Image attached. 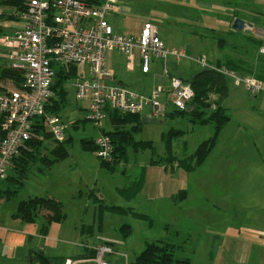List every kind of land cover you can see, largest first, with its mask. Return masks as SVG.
<instances>
[{"label":"rangeland","instance_id":"374dc122","mask_svg":"<svg viewBox=\"0 0 264 264\" xmlns=\"http://www.w3.org/2000/svg\"><path fill=\"white\" fill-rule=\"evenodd\" d=\"M237 16L245 21L243 30L232 28ZM109 21L115 31L132 37L137 36L139 25L144 21L156 25L169 48H183L188 52V58L179 61L168 57L169 66L176 62L177 67L183 71L180 75L182 79H191L202 68L194 61L202 56L212 66L217 61L222 63L229 59L241 67L248 68L254 64L258 69L259 49L264 46V0H124L120 10L115 17H109ZM105 59L117 82L122 81L137 89L160 84V81L154 80L157 76L161 77L158 63H152L151 73L143 76L137 68L127 71L125 55L116 50L108 51ZM237 72L253 74L241 70ZM227 82L228 96L210 92L206 97L208 106L202 109L205 117L215 110L218 100L222 101L226 97L223 106L227 108L226 114L230 120L219 131L209 158L219 171V196L230 201V204L241 203L252 210L254 205L257 208L264 207V94L255 100L241 85H234L230 79ZM0 86L13 87L14 81L6 79L0 82ZM67 90V103L59 115L64 125L65 138H71L69 154L54 168L55 171L40 180L43 184L47 179L64 185L67 195L62 201L67 217L62 223H51L43 239L44 243L51 241L49 255L53 252L58 256L70 254L74 248L77 249L76 245L80 251L110 245L112 252L106 255L109 263L130 264L146 242L167 241L174 229L164 224L172 225L178 221L175 216L166 219L162 210L154 207L159 204L147 202L142 189L135 193L132 184L152 183L156 179L157 173L152 176L151 160L166 157L168 152L178 159L192 154L201 142L212 137L214 124H195L190 122L187 115L160 117L156 123L141 122L140 130L134 134V138L151 141L152 148L129 147L127 161L118 163L113 171H109L100 166V159L93 151L82 146L81 141L91 138L99 127L81 120L84 114L74 98L73 83L67 84ZM172 109L168 107V111ZM76 120L80 121L75 123ZM107 123L104 121L102 126L109 128ZM171 130H181L182 133L172 137L168 151L165 141ZM45 144L50 146L51 139ZM207 164H199L195 174L203 173ZM31 182L26 190L34 186ZM91 189L99 190V201H93L87 195ZM71 192H75L74 196H71ZM100 204L103 207L132 206L134 211L116 213L108 208L100 209ZM10 206V202L0 204V217L10 212ZM4 221L5 227L9 228L11 218L7 217ZM124 223L130 225L129 235L125 239L119 235V227ZM81 225L91 226V231L77 233L74 229H79ZM185 253L190 257L188 252ZM200 253L195 252V264L199 262ZM225 255L228 256L229 251L225 250Z\"/></svg>","mask_w":264,"mask_h":264},{"label":"built area","instance_id":"2783aa9c","mask_svg":"<svg viewBox=\"0 0 264 264\" xmlns=\"http://www.w3.org/2000/svg\"><path fill=\"white\" fill-rule=\"evenodd\" d=\"M123 3L124 0H26L22 10H12L14 31H1L0 58L23 79L18 87H8L0 93V180L30 139L35 119L43 117L46 131L56 141L65 139L60 115L45 110L53 96L57 69L64 74L73 69L67 84L73 83L74 98L84 119L97 128L107 120L109 110L121 114L146 111L148 117L158 119L165 116L169 106L187 109L193 90L179 76L170 75L167 68L169 56L176 61L188 58L186 50L169 48L150 21L141 24L136 37L115 31L109 17H115ZM113 50L124 54L130 65L136 51L142 74L150 71L152 63H158L168 85L154 84L148 92H138L114 81L105 63L106 53ZM259 52L264 55V46ZM194 61L241 85L252 98L264 94V82L253 75L212 66L203 56ZM94 144L97 158H110L109 136L99 133ZM111 252L105 245L95 247L94 264H109L106 255ZM63 264L73 261L66 258Z\"/></svg>","mask_w":264,"mask_h":264},{"label":"crops","instance_id":"0c3cea01","mask_svg":"<svg viewBox=\"0 0 264 264\" xmlns=\"http://www.w3.org/2000/svg\"><path fill=\"white\" fill-rule=\"evenodd\" d=\"M11 21L0 18V28L4 31L7 30L6 32L9 33L13 32L14 23ZM134 55V61L131 65L128 64L127 59L125 61L127 71L139 69L136 51H134ZM2 60L4 59L0 58V61ZM167 68L169 74L173 76L180 77L183 72L177 67L176 62H172L169 66L168 60ZM149 73H151V70L146 74L141 73V75L147 76ZM153 76L156 77L155 74ZM160 76H157L154 80L160 81L161 85L167 86L166 76L161 73ZM113 79L116 81L114 76ZM118 83L138 92H148L152 87L151 85L147 88L141 87L137 89L124 84L122 81H118ZM227 94L228 86L226 97L228 96ZM260 96L254 99L257 100ZM225 98L221 101V105L227 109L223 106ZM140 116L148 117V113H142ZM101 127L104 126L101 124ZM99 130L91 138L94 139L100 133ZM212 151L208 153L202 162V164L208 162L207 166L203 168V173L195 174V170L199 169L198 166L193 169H187L180 165L177 166L176 163L166 166L150 164L153 170L152 176L154 177L157 173L156 179L152 183L143 182L142 185L132 187L135 188V193L140 192L142 189L147 202L159 204L158 207L156 205L154 207L159 211L162 210L166 219L175 216V219L178 220L177 223L172 225L164 224L166 227H173L174 229L172 234L168 236V240L181 245L183 250L190 254L192 264H195L196 251L201 252L198 264H264V207L257 208L254 205V210H249L241 203L233 205L227 199L219 196V171L210 162L211 159L209 158ZM60 162L49 167H45L42 162H36L27 174L23 189L15 197L10 200L0 197V204L6 205L10 202V209L12 210L6 216L1 215L0 217V264H31L29 255L32 251L41 252L51 259L70 258L73 264H94L93 258L89 257L91 248H85L84 251H80L76 244L77 249L74 248L68 255L62 254L58 256L53 252L49 255V250L52 247L51 241L44 243L43 239L46 237L45 235L51 224L42 232L40 223L24 222L14 216L18 202L28 197H52L63 203L62 198L67 195L63 184L58 185L47 179L45 184L40 181L41 178L44 179L46 175H50L52 171H55L54 168ZM30 180H32L31 183L34 186L26 190ZM74 194L75 192H71V196H74ZM92 194L99 198V190L94 191L91 189L87 193L90 198ZM21 195L22 197H20ZM91 199L93 200V198ZM127 208H131L132 212L134 211L132 206ZM64 211L67 217L65 208ZM7 217L11 218L9 228L5 227L4 219ZM85 228L81 225L79 229L75 227L74 230L82 234L86 232ZM109 247L111 248L110 245ZM225 250L229 251L228 256L225 255Z\"/></svg>","mask_w":264,"mask_h":264},{"label":"trees","instance_id":"16d2710c","mask_svg":"<svg viewBox=\"0 0 264 264\" xmlns=\"http://www.w3.org/2000/svg\"><path fill=\"white\" fill-rule=\"evenodd\" d=\"M25 0H0V18L6 20L14 19L12 13H7L6 10H22L25 6ZM235 18H239L238 16ZM242 19V18H241ZM1 27V25H0ZM3 31L0 28V33ZM251 40V39H250ZM209 63V62H208ZM257 65L254 64L246 68V64L241 67L232 60L226 59L225 62H216L215 67H224L225 69L237 72L253 73L256 78L264 82V55L258 54ZM256 69V70H255ZM259 70V71H258ZM239 73V72H237ZM73 74V69L67 74L62 70H56L55 82L52 86L53 96L50 102L46 105L45 110L47 113L59 115V111L66 105V98L68 94L67 81ZM240 74V73H239ZM246 75V74H241ZM14 81L13 87H18L23 79L22 74L10 68L5 60L0 61V82L6 79ZM183 81L190 84L193 90V98L188 103L187 110H174L168 111L164 117H175L187 115L190 122L195 124H206L212 122L214 124V133L212 137L201 142L192 154L182 159H178L171 152L167 153L166 157L157 160H151L150 164L153 165H169L176 163L177 166H183L187 169H193L201 164L211 148L216 144L218 133L221 128L229 121V116L226 114V109L222 107L221 101L215 103V110L208 113L203 117L205 107L208 106L207 95L211 93L226 96L228 78L221 74L219 71L210 68L202 67L196 71L191 79L185 78ZM7 88L0 86V93L7 91ZM81 120H85L82 118ZM109 128H99L101 133L110 137L112 143V151L109 159H100V166L109 171H113L116 165L122 161L126 162L128 159V148L144 149L152 148V142L149 140H135L134 134L140 130L141 116L140 114L126 113L121 114L115 110H109L107 116ZM80 120H76L78 122ZM2 119L0 116V138L3 136L2 132ZM182 133L181 130H171L168 132V139H166V147L170 150V140L176 134ZM164 137V135H163ZM48 139H51L52 146L45 144ZM71 138L67 137L63 141H56L49 132L46 131L43 125V117L37 118L34 121L31 137L25 145L20 149L19 154L13 159L9 173L0 180V197L5 200H10L16 196L24 187V181L27 178L31 167L36 162H42L45 167H49L68 156V147L70 146ZM82 146L87 147L89 150L95 152L96 146L93 138L83 139ZM132 184V186H138ZM93 201L100 199L95 194L91 195ZM108 208L112 212L124 213L132 212L131 208H121L114 206L103 207ZM14 216L21 221L29 223H40L41 231H45L49 224L53 222H62L66 219L64 211V204L52 197L33 196L27 199L20 200L17 204ZM83 227H86L83 225ZM90 231L91 226L85 228ZM130 225L127 223L121 224L119 227L120 236L126 238L129 235ZM93 249V248H92ZM89 250V257L94 258L95 249ZM184 254V255H183ZM65 258L51 259L41 252H30L29 261L31 264H63ZM109 262V261H108ZM112 264V263H109ZM117 264H126L119 262ZM130 264H192L191 258L185 253L182 246L174 241L156 240L146 242L144 248L135 257V260Z\"/></svg>","mask_w":264,"mask_h":264},{"label":"water","instance_id":"95a60500","mask_svg":"<svg viewBox=\"0 0 264 264\" xmlns=\"http://www.w3.org/2000/svg\"><path fill=\"white\" fill-rule=\"evenodd\" d=\"M7 13H11L12 10H6ZM232 28L235 30H243L245 28V21L241 18H235L232 23ZM141 122L156 123L157 119L154 117H141Z\"/></svg>","mask_w":264,"mask_h":264}]
</instances>
